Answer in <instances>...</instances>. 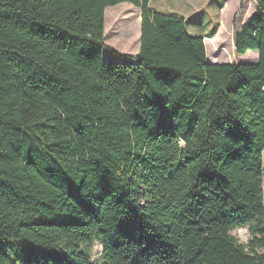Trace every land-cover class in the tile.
Instances as JSON below:
<instances>
[{"label": "trees", "instance_id": "obj_1", "mask_svg": "<svg viewBox=\"0 0 264 264\" xmlns=\"http://www.w3.org/2000/svg\"><path fill=\"white\" fill-rule=\"evenodd\" d=\"M150 1L0 0V264H264V0L239 64ZM121 2L136 54L105 42Z\"/></svg>", "mask_w": 264, "mask_h": 264}, {"label": "rangeland", "instance_id": "obj_2", "mask_svg": "<svg viewBox=\"0 0 264 264\" xmlns=\"http://www.w3.org/2000/svg\"><path fill=\"white\" fill-rule=\"evenodd\" d=\"M151 0V8L164 13L183 16L191 35L205 37L208 59L217 63H255L258 52L249 50L236 54L235 31L255 11L256 2L245 0ZM222 3V4H221ZM141 10L121 2L105 11V42L119 52L136 54L140 49ZM105 62L124 61L104 51ZM264 156V155H263ZM239 243L248 244L251 234L248 226L232 231ZM93 261L103 263V246L96 242L92 248Z\"/></svg>", "mask_w": 264, "mask_h": 264}, {"label": "water", "instance_id": "obj_3", "mask_svg": "<svg viewBox=\"0 0 264 264\" xmlns=\"http://www.w3.org/2000/svg\"><path fill=\"white\" fill-rule=\"evenodd\" d=\"M211 62V61H210ZM211 63H217V62H211Z\"/></svg>", "mask_w": 264, "mask_h": 264}]
</instances>
